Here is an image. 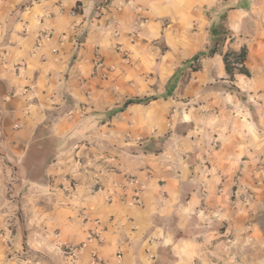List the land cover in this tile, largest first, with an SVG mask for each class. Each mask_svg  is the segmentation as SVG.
I'll return each mask as SVG.
<instances>
[{"label":"crops","instance_id":"0c3cea01","mask_svg":"<svg viewBox=\"0 0 264 264\" xmlns=\"http://www.w3.org/2000/svg\"><path fill=\"white\" fill-rule=\"evenodd\" d=\"M93 254L264 264V0H0V264Z\"/></svg>","mask_w":264,"mask_h":264},{"label":"trees","instance_id":"16d2710c","mask_svg":"<svg viewBox=\"0 0 264 264\" xmlns=\"http://www.w3.org/2000/svg\"><path fill=\"white\" fill-rule=\"evenodd\" d=\"M210 40L212 47L206 54L207 56H214L217 53L222 52V48L225 45L228 38L232 37V33L227 25V14L224 13L220 16L216 23H213L209 31ZM248 58V49L246 47L242 48L240 51L230 50L224 54V63L226 71L230 76L231 80H234L237 74H243L246 76H251L250 71L246 66V61ZM198 59V58H197ZM141 100H129L125 106L140 103Z\"/></svg>","mask_w":264,"mask_h":264},{"label":"built area","instance_id":"2783aa9c","mask_svg":"<svg viewBox=\"0 0 264 264\" xmlns=\"http://www.w3.org/2000/svg\"><path fill=\"white\" fill-rule=\"evenodd\" d=\"M198 62H199V60H198ZM78 165L80 167L84 166L81 161L78 162ZM76 187H77L76 183H72L71 191L75 192ZM103 189H104V187H103L101 180L99 178H97L96 183H95L92 191L97 192V191H100ZM116 189L117 190L118 189H122V190L132 189L134 195H133L132 200L130 202L134 205H141L142 204L141 197H142V194L145 190V186H144V184L140 183V181L137 177L126 176L125 182L123 184L117 185ZM251 199H252L251 195L247 197L246 205L250 204ZM92 236H93V238L100 239V233H98V232H94ZM7 242L9 244V246L12 245L10 240H8ZM64 253L66 256L70 257L72 260H75L77 258V249L76 248L68 247L64 250ZM92 264H103V261L97 254H93Z\"/></svg>","mask_w":264,"mask_h":264},{"label":"rangeland","instance_id":"374dc122","mask_svg":"<svg viewBox=\"0 0 264 264\" xmlns=\"http://www.w3.org/2000/svg\"><path fill=\"white\" fill-rule=\"evenodd\" d=\"M198 63V60H196V64Z\"/></svg>","mask_w":264,"mask_h":264}]
</instances>
